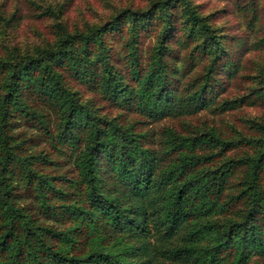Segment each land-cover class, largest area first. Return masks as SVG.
<instances>
[{
    "label": "trees",
    "instance_id": "16d2710c",
    "mask_svg": "<svg viewBox=\"0 0 264 264\" xmlns=\"http://www.w3.org/2000/svg\"><path fill=\"white\" fill-rule=\"evenodd\" d=\"M58 10L0 50V264H264V118L193 122L264 109V0Z\"/></svg>",
    "mask_w": 264,
    "mask_h": 264
},
{
    "label": "rangeland",
    "instance_id": "374dc122",
    "mask_svg": "<svg viewBox=\"0 0 264 264\" xmlns=\"http://www.w3.org/2000/svg\"><path fill=\"white\" fill-rule=\"evenodd\" d=\"M146 1L148 0H0V50L12 47L16 49L31 48L46 39L51 40L53 38L51 25L54 20H57L54 13H57L58 9H62L63 16L60 13V18H63L69 26H77L84 22H98L117 5L132 2L134 5L142 6ZM12 14H15L16 18L7 22L5 19H9ZM229 16L232 22L240 17L237 11L235 15L230 14ZM261 60L263 61V57L257 59L258 62ZM255 66L257 68L255 62H250L247 72L256 70ZM239 91L241 92L242 89ZM243 116L264 118V109L248 106L222 116L204 112L193 119V122L200 124V120L208 118L219 123L229 120L238 124Z\"/></svg>",
    "mask_w": 264,
    "mask_h": 264
}]
</instances>
